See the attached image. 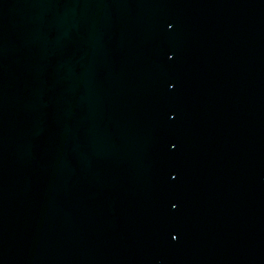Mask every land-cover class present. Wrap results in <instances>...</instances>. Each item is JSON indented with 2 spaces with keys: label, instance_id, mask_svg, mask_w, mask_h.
Returning a JSON list of instances; mask_svg holds the SVG:
<instances>
[{
  "label": "water",
  "instance_id": "water-1",
  "mask_svg": "<svg viewBox=\"0 0 264 264\" xmlns=\"http://www.w3.org/2000/svg\"><path fill=\"white\" fill-rule=\"evenodd\" d=\"M0 264H264V0H0Z\"/></svg>",
  "mask_w": 264,
  "mask_h": 264
}]
</instances>
